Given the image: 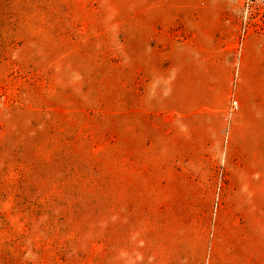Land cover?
<instances>
[{"label": "rangeland", "instance_id": "rangeland-1", "mask_svg": "<svg viewBox=\"0 0 264 264\" xmlns=\"http://www.w3.org/2000/svg\"><path fill=\"white\" fill-rule=\"evenodd\" d=\"M0 264H264L233 0H0Z\"/></svg>", "mask_w": 264, "mask_h": 264}, {"label": "built area", "instance_id": "built-area-1", "mask_svg": "<svg viewBox=\"0 0 264 264\" xmlns=\"http://www.w3.org/2000/svg\"><path fill=\"white\" fill-rule=\"evenodd\" d=\"M233 1L239 10L244 35L249 30L259 34L264 33V0Z\"/></svg>", "mask_w": 264, "mask_h": 264}, {"label": "crops", "instance_id": "crops-1", "mask_svg": "<svg viewBox=\"0 0 264 264\" xmlns=\"http://www.w3.org/2000/svg\"><path fill=\"white\" fill-rule=\"evenodd\" d=\"M247 261H253V257L249 258Z\"/></svg>", "mask_w": 264, "mask_h": 264}]
</instances>
